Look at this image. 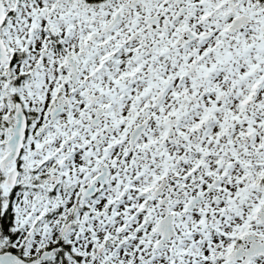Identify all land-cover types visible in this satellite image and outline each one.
<instances>
[{
    "label": "snow or ice",
    "instance_id": "1",
    "mask_svg": "<svg viewBox=\"0 0 264 264\" xmlns=\"http://www.w3.org/2000/svg\"><path fill=\"white\" fill-rule=\"evenodd\" d=\"M0 264H264V0H0Z\"/></svg>",
    "mask_w": 264,
    "mask_h": 264
}]
</instances>
